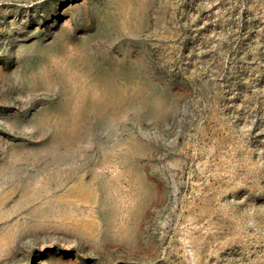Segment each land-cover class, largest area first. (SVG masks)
I'll return each mask as SVG.
<instances>
[{
  "label": "rangeland",
  "instance_id": "obj_1",
  "mask_svg": "<svg viewBox=\"0 0 264 264\" xmlns=\"http://www.w3.org/2000/svg\"><path fill=\"white\" fill-rule=\"evenodd\" d=\"M0 264H264V0H0Z\"/></svg>",
  "mask_w": 264,
  "mask_h": 264
}]
</instances>
